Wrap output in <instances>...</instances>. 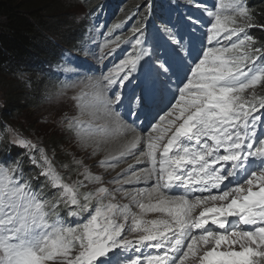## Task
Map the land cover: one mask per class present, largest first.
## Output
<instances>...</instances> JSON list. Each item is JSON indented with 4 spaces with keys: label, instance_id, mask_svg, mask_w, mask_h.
I'll return each instance as SVG.
<instances>
[{
    "label": "snow or ice",
    "instance_id": "snow-or-ice-1",
    "mask_svg": "<svg viewBox=\"0 0 264 264\" xmlns=\"http://www.w3.org/2000/svg\"><path fill=\"white\" fill-rule=\"evenodd\" d=\"M224 8L223 3L217 11L203 7L214 20L207 21L211 25L204 34L208 44L199 51L195 50L198 19L189 18L187 43L185 33L165 24L158 29L154 46L163 50L162 55L144 48V41L134 37L140 50L103 77L107 87L117 83L126 87L137 65L148 57L154 74L138 82V94L133 92L144 110L158 106L160 77L169 81L176 77L177 87L172 93L176 103L169 100L168 112L160 117V121L167 119L169 127L161 129L159 136L149 134L147 152L142 153L150 165L144 170L149 180L155 176L152 187L126 193L140 212H132L130 204L113 203L123 185L111 192L100 186L95 192L80 193L84 181L64 182L40 148L39 159L30 156L31 163L41 169L39 175L58 191V196L46 200L42 192L33 190L23 173L15 175L19 161L10 167L0 164V264H264V113L260 112L264 97L254 91L257 85H264V51L254 47L255 39L247 32L254 25L242 0H229L227 8L232 15H222ZM237 16L247 22L237 25ZM136 32L143 35L141 29H134ZM248 90L252 91L246 97ZM120 101L121 93L116 92L115 101L105 100L106 111L108 105ZM107 114L113 115L110 111ZM177 121L182 122L176 126ZM69 127H75L78 135L108 133L105 126L77 118ZM159 127L153 125L152 131ZM169 131L171 136L161 146ZM140 140L135 136L117 155L99 163L114 166L113 162L135 150ZM15 143L29 152L37 148L25 139L17 138ZM131 168L129 165L122 172ZM133 176L134 180L124 183L140 181V176ZM85 180L100 182L101 177L86 171ZM180 187L184 194H167ZM213 190L219 194H212ZM105 197H111L107 203ZM61 203L68 216L87 213V218L74 227L67 225L55 212ZM147 213L162 216L145 220ZM53 215L55 219H51ZM129 217L131 225L126 229ZM212 225L217 230H210ZM125 231L138 235L128 239L122 235ZM143 248L158 249L162 254L145 258Z\"/></svg>",
    "mask_w": 264,
    "mask_h": 264
},
{
    "label": "rangeland",
    "instance_id": "rangeland-1",
    "mask_svg": "<svg viewBox=\"0 0 264 264\" xmlns=\"http://www.w3.org/2000/svg\"><path fill=\"white\" fill-rule=\"evenodd\" d=\"M98 1L99 0H95L94 3H97ZM210 1L213 5H215V7L209 6L213 11H217L220 8V5L223 3L225 5V8L221 10V14H233L231 9L227 8L229 0ZM41 2H45L46 5H51L50 11L61 13L70 17L69 21H72L76 26H79L81 22H86L87 17L93 16L90 12L92 9L89 10L87 8L85 0H41ZM106 2L104 3V8H106ZM132 2L133 1H130L127 4V10L131 9L130 3ZM162 2L165 1L162 0ZM125 3L120 4V9L124 13ZM115 10V16L111 21V30L115 28H120L124 24V22H122L120 19L118 9L116 8ZM157 12L159 15L161 14L159 8H157ZM99 17H101V15ZM99 17H93L94 20H96L95 36L92 37V35H89L88 42L85 45H83L82 47L77 46L72 49V51L80 50V52L83 53L80 58H82L83 60L88 59V61H91V58L89 57L99 53L102 49L111 51L115 46L122 43L124 37L132 35L134 33L135 28L131 27V29L124 30L123 34L116 37L119 39V41L110 40L109 42H106L107 38H101L98 35L99 26L97 24V19ZM237 18H239V16H237L236 19ZM209 20L214 19L209 18L207 21ZM207 21L202 23L201 29H199L197 26L195 28L199 30L198 32L203 36V40L205 42H207V39L204 34L207 33L208 29L211 27L210 23H208ZM140 38L142 37L140 36ZM128 42H130L131 46L133 47L131 49L129 48L126 50L122 60H125L130 55H135L137 53V50L134 49L136 44L135 38L131 40L127 39L126 41H124V45H126V43ZM72 51L69 52L68 55L67 52L65 53L66 62L63 63L61 61H57L55 63L54 71L56 76L53 77L50 84V87L53 88V93L48 98L45 96L46 99L44 98L42 103L38 104L37 107L29 109V113L27 112L29 115L26 118V122H22V118L21 120L14 119L9 123H5V131L2 127H0V146L4 148L1 141L2 139L7 138L8 141L11 142V144H15L17 148L15 150V153H17L16 155L18 156L14 157L11 161V157L13 156L12 153H3L0 151V164H3L6 167H10L16 164L17 161H19V170L15 175L19 176L21 173H23L24 177V167L30 166L32 164L30 156L34 155L39 159L38 150L40 148H43L47 156L52 160L55 170L62 176L64 182L73 184L78 180L84 181L85 187H81L79 189L80 193L86 191L95 192V189L100 186L107 187L111 192L112 190L117 189L120 185H123V191H118L115 193L116 199L115 201H113V203H119L121 205L130 204L132 212L139 213L140 209L135 204H131L130 201L126 200V194L124 193L128 191L134 192V190L143 189L146 186L152 187V183L155 179L146 180V182L143 179H140L138 183L131 184H125L124 181L129 179L134 180L135 177L133 176V173L137 175L138 171L145 170L148 168L149 164L134 163V159L137 156L139 158L142 157V153H146L147 149L141 148L137 154L125 156L124 158L119 159L118 161H114V166H102L99 162L97 164H93L96 160L101 161L106 159L110 155L115 156L119 151L115 152L113 150L109 140L116 138L109 131L106 135L97 134L88 136L84 133L78 135V130L75 127H69V122L72 121L73 118L86 121L90 114V106H94L96 104L99 109H101V107L106 109V99L104 98L106 96L104 92V85L101 79L93 75H86L83 68L81 67V63H75ZM73 54H75V52H73ZM62 71L65 74L64 81ZM38 73L40 77H42L43 79L45 78V71ZM54 78L56 79V83L54 82ZM260 86L264 89L263 85ZM97 87H100L102 89L101 94H97ZM251 91L252 90H250V92ZM98 97H100L101 99H97ZM94 102L95 104H93ZM112 104L108 105L107 109H112ZM26 111H28V109H26ZM170 118H174V116ZM139 136L143 137L146 142V136ZM51 137L55 138L56 143L54 141L48 142ZM17 138L29 140L32 143L36 144L37 148L32 150L31 152H29V150L25 147L20 148L22 146L15 143V140ZM145 142H143L141 146H143ZM57 143H62L59 149L62 150V153H64L65 155L63 157L59 156L57 158H53L52 152L53 150L55 151L54 147ZM97 144H99L98 148ZM94 151L95 154H93ZM21 157L25 158L24 162ZM4 158H8V160L6 161L4 160ZM63 162H68L69 165H64ZM129 165H131L132 168L127 172H122V170L129 169ZM35 168L38 170L39 173L41 169L37 165H35ZM86 171L91 172L94 176L101 177V181L89 182L88 180H85ZM118 173L121 174L118 181L113 182V178L117 177ZM40 177L42 178V183L38 185L37 188H35V185L30 181L28 177L24 178L30 181L34 191L42 192V196L44 199L52 201L58 196V191L49 186L50 188L46 191L47 195H43L44 191L46 190L45 187L48 186V184L46 183L45 177ZM110 198L111 197H105L104 202L107 203ZM145 202L147 203L146 197ZM93 204H95V201H93ZM47 210L52 211L50 208ZM198 211L196 214H198ZM55 212L59 214H64L67 213V209L64 208L63 203H61L57 206ZM161 216L162 214L160 213H147L144 215V219L151 220L159 218ZM75 218H78V220L74 222L73 227L76 224L83 223L87 218V213H84L82 216L79 217H72V219ZM118 220L120 222H123L122 217H118ZM130 225L131 217H129V221L125 223V228H129ZM122 235L126 236L128 239H135L138 234L125 231Z\"/></svg>",
    "mask_w": 264,
    "mask_h": 264
},
{
    "label": "trees",
    "instance_id": "trees-1",
    "mask_svg": "<svg viewBox=\"0 0 264 264\" xmlns=\"http://www.w3.org/2000/svg\"><path fill=\"white\" fill-rule=\"evenodd\" d=\"M155 3L134 0L130 3L131 9L138 7L133 16L138 18L143 14L151 19ZM242 3L248 9L254 25L247 28V32L255 39L254 47L264 51V28L260 27L264 25V0H242ZM50 9L51 5L41 0H0V127L4 131L5 123L14 119L22 118V122H26L29 109L37 107L45 96L48 98L53 93L50 84L56 76L55 63L66 62L65 53L72 51L82 40L85 31L83 22L76 26L69 21L70 17ZM236 20L237 25L247 22L241 17ZM77 55L80 53L77 52ZM42 69L45 71L44 79L38 73ZM260 97H264V93ZM51 141L56 143L54 137L48 142ZM1 142L4 147L0 146L1 152L18 157L15 144H11L7 138ZM61 145L55 144L53 158L65 155L59 149ZM63 164L69 165L68 162ZM24 173L34 185L41 183L33 165L25 166Z\"/></svg>",
    "mask_w": 264,
    "mask_h": 264
},
{
    "label": "bare ground",
    "instance_id": "bare-ground-1",
    "mask_svg": "<svg viewBox=\"0 0 264 264\" xmlns=\"http://www.w3.org/2000/svg\"><path fill=\"white\" fill-rule=\"evenodd\" d=\"M42 71H44V70L42 69L41 72ZM96 89H97V94H101L102 93V89L100 87H97ZM93 104H95V102ZM89 111H90V114H89L88 118L86 119V121H91L94 125L105 126L108 129V131L112 135L115 136L116 139L109 140L110 144H111V146H112V148H113V150L115 152H117V151L120 152L123 149V145H125L128 142L132 141L135 136L141 135V133L135 131L133 129V127L130 124L126 123L117 113L112 112L110 110V108L107 109V111H110L113 114L111 116H109L107 114L106 109H104L102 107H101V109H99L96 106V104L94 106H90ZM117 116H118V120L116 119ZM143 139L144 138L141 137L140 142L137 144V148L135 150H133L131 153L127 154L126 156L137 154L141 148L147 149L146 148L147 140L145 142V139L144 140ZM143 142H145V143L143 144V146H141ZM162 142H163V140L160 141V144H162ZM98 162L99 161L96 160V161H94L93 164H97ZM134 163L135 164H148L146 155H144V156L142 155V157H140V158L137 156L134 159ZM149 167L147 169H149ZM137 175L140 176L141 179H143L145 182H146V180H149L148 173L146 171H144V170L138 171ZM151 180H153V177H152ZM149 188H151V187L150 186H146L143 189H149ZM126 193L127 194H131V193H133V191H128V192H125L124 194H126ZM169 195H171V194H169ZM125 199L128 200V201H131V195H126Z\"/></svg>",
    "mask_w": 264,
    "mask_h": 264
}]
</instances>
